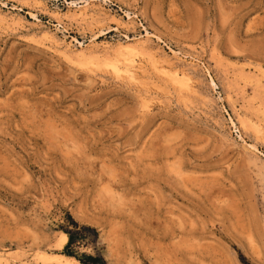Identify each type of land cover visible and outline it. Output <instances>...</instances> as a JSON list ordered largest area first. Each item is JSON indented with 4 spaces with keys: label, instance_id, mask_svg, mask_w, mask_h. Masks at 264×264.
<instances>
[{
    "label": "rangeland",
    "instance_id": "obj_1",
    "mask_svg": "<svg viewBox=\"0 0 264 264\" xmlns=\"http://www.w3.org/2000/svg\"><path fill=\"white\" fill-rule=\"evenodd\" d=\"M79 259L264 264V0H0V264Z\"/></svg>",
    "mask_w": 264,
    "mask_h": 264
},
{
    "label": "trees",
    "instance_id": "obj_2",
    "mask_svg": "<svg viewBox=\"0 0 264 264\" xmlns=\"http://www.w3.org/2000/svg\"><path fill=\"white\" fill-rule=\"evenodd\" d=\"M65 232L67 233V240H66V242L64 243V247H67L68 245H70L71 243H72V235L69 233V230H65ZM66 254H68L69 255V253H68V251H64ZM87 257L88 258H90V259H92V260H101L102 261V259H101V257L100 256H90V255H87ZM79 262L81 263V264H97L96 262L94 263V262H85V261H83V260H81V259H79ZM102 263H104L103 261H102Z\"/></svg>",
    "mask_w": 264,
    "mask_h": 264
},
{
    "label": "bare ground",
    "instance_id": "obj_3",
    "mask_svg": "<svg viewBox=\"0 0 264 264\" xmlns=\"http://www.w3.org/2000/svg\"><path fill=\"white\" fill-rule=\"evenodd\" d=\"M63 235V234H62ZM63 237H64V235H63ZM64 239H66V237H64ZM64 242V241H63Z\"/></svg>",
    "mask_w": 264,
    "mask_h": 264
}]
</instances>
